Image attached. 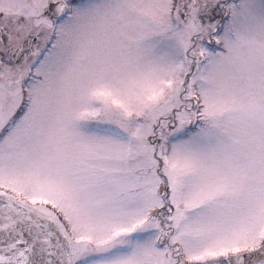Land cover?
Wrapping results in <instances>:
<instances>
[{"label": "snow or ice", "instance_id": "1", "mask_svg": "<svg viewBox=\"0 0 264 264\" xmlns=\"http://www.w3.org/2000/svg\"><path fill=\"white\" fill-rule=\"evenodd\" d=\"M0 264H264V0H0Z\"/></svg>", "mask_w": 264, "mask_h": 264}]
</instances>
